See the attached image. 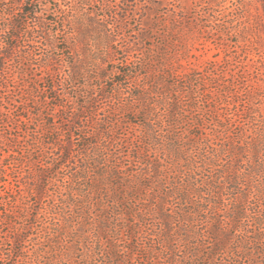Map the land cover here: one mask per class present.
Returning <instances> with one entry per match:
<instances>
[{
  "label": "rangeland",
  "instance_id": "obj_1",
  "mask_svg": "<svg viewBox=\"0 0 264 264\" xmlns=\"http://www.w3.org/2000/svg\"><path fill=\"white\" fill-rule=\"evenodd\" d=\"M32 10L37 14H28ZM158 53L173 68L181 65L180 71L216 63L217 74L234 75V85L253 88L256 115H264V11L257 0H0V214L6 223L0 226V264H42L43 252L50 251L43 238L55 231L54 223L67 231L61 208L73 189L72 165L65 168L61 154L69 148L78 162L79 136L102 133L99 118L114 102L101 98L86 105L81 95L102 88L106 97L114 94L125 103L135 86L146 85L142 63L151 60L149 73L162 70L155 65ZM115 69L139 72L119 78L121 87L111 91ZM71 75L76 80L68 83ZM127 119L115 112L111 120L121 128L114 127L112 136L144 134ZM156 156L141 155L134 169L151 172L143 162ZM149 179L156 188L150 193L159 195L163 179ZM13 199V216H4ZM75 249L73 241L63 243L60 264L77 261Z\"/></svg>",
  "mask_w": 264,
  "mask_h": 264
},
{
  "label": "trees",
  "instance_id": "obj_2",
  "mask_svg": "<svg viewBox=\"0 0 264 264\" xmlns=\"http://www.w3.org/2000/svg\"><path fill=\"white\" fill-rule=\"evenodd\" d=\"M257 1L264 11V0ZM155 58L162 70L149 73L151 60L142 63L146 85L135 86L125 103L114 94L106 97L102 88L81 95L86 105L101 98L114 102L99 118L102 133L79 136L78 162L69 148L61 154L62 165H72L73 189L61 208L67 231L54 223L55 231L43 238L50 251L38 242L42 264H60L68 240L76 247L71 264H264V115H256L253 88L234 85V75L217 74L216 63L180 71L164 54ZM138 72L113 70L109 88L115 91L119 78L133 79ZM74 80L71 75L67 81ZM115 112L144 134L112 136L114 127L121 128L111 120ZM127 145L130 162L123 159ZM150 151L159 155L143 162L151 172H137L135 163ZM152 174L164 181L156 196L150 193L156 189L149 183ZM7 205L4 216H13L14 199ZM5 224L0 214V226Z\"/></svg>",
  "mask_w": 264,
  "mask_h": 264
}]
</instances>
